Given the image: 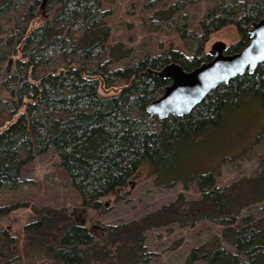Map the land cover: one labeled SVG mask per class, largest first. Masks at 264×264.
Instances as JSON below:
<instances>
[{"label": "trees", "instance_id": "obj_1", "mask_svg": "<svg viewBox=\"0 0 264 264\" xmlns=\"http://www.w3.org/2000/svg\"><path fill=\"white\" fill-rule=\"evenodd\" d=\"M48 1L53 14L36 23L38 0H0V71L12 59L0 82V190L16 188L24 166L52 148L84 209H103L110 195L122 199L142 166L157 187L180 182L187 189L194 182L199 198L180 194L138 220L92 227L74 222L66 209L42 207L24 227L21 255L50 264H143L154 256L145 246L147 230L205 220L220 227L219 235L192 248L182 264H264V214L242 215L264 202V157L251 177L222 188L215 186L217 172L193 168L197 152L212 154L228 132L227 118L251 110L264 115V62L218 86L188 115L160 120L146 112L169 84L153 71L172 62L191 71L209 61L208 36L227 25L239 37L227 53H237L252 23L264 18V0H224L206 11L197 31L179 25L189 55L171 49L139 58L108 42L110 14L102 0ZM184 5L177 1L167 11ZM21 206H0V217ZM7 238L0 230V250L10 248Z\"/></svg>", "mask_w": 264, "mask_h": 264}, {"label": "rangeland", "instance_id": "obj_2", "mask_svg": "<svg viewBox=\"0 0 264 264\" xmlns=\"http://www.w3.org/2000/svg\"><path fill=\"white\" fill-rule=\"evenodd\" d=\"M102 1L110 14L107 18L110 28L108 42L111 45L122 43L124 47L131 49L135 58H139L143 54L154 55L171 49L189 55L179 39L178 26L186 23L189 30L197 31L199 21L206 11L224 0ZM177 1L185 2L182 10L174 14L168 12L167 9ZM41 2L42 0H38L35 9L36 23L49 18L55 9L49 1L40 8ZM6 33L8 34V31ZM238 39L235 27L227 25L208 36L204 49L208 52L211 45L217 41H222L229 47ZM11 60L3 65L0 82L10 74ZM117 64L123 65V60ZM248 112L236 119L227 118L225 127L228 132L217 140L212 154L208 151L197 152L200 157L196 167H193L194 170L217 172L216 187L222 188L243 177H251L257 171L258 160L264 157V115L258 114L257 111L256 114L254 110ZM20 179L21 182L16 188L0 190V206L25 202V206L0 217V230L7 231V239L13 240L9 245L11 250L7 247L0 250L2 263L11 256L10 258L14 259L9 264H50L45 257L25 258L21 255L27 239L24 227L37 219V210L42 207L66 209L74 222L92 227L97 222L120 224L138 220L161 206L174 202L180 194L188 201L199 198L194 182H189L187 189H184L180 182H174L167 187H157L149 168L142 166L120 191L126 192L122 199L110 195L102 198V204L105 206L103 209H84L67 171L60 165L59 157L52 148L29 161L22 169ZM244 214H264V202L244 210L242 215ZM219 233V226L205 220L195 222L192 227L171 224L149 229L145 233V246L154 256L148 263L143 264H182L192 248L218 236ZM223 246L228 249L225 244Z\"/></svg>", "mask_w": 264, "mask_h": 264}, {"label": "water", "instance_id": "obj_3", "mask_svg": "<svg viewBox=\"0 0 264 264\" xmlns=\"http://www.w3.org/2000/svg\"><path fill=\"white\" fill-rule=\"evenodd\" d=\"M48 0H42L43 8ZM249 41L237 52L227 53V45L214 42L207 54L210 60L191 71L169 63L152 73L169 84L163 93L146 107L150 116L164 120L169 116L188 115L210 92L264 62V18L254 22L248 32Z\"/></svg>", "mask_w": 264, "mask_h": 264}]
</instances>
